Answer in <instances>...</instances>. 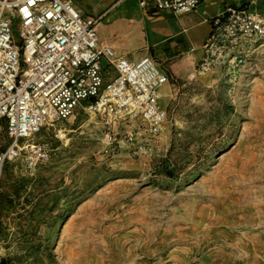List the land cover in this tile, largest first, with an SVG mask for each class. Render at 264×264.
Returning a JSON list of instances; mask_svg holds the SVG:
<instances>
[{"label":"rangeland","instance_id":"rangeland-1","mask_svg":"<svg viewBox=\"0 0 264 264\" xmlns=\"http://www.w3.org/2000/svg\"><path fill=\"white\" fill-rule=\"evenodd\" d=\"M161 63L169 117L148 153L132 125L81 108L4 165L0 263L264 264V47L209 70Z\"/></svg>","mask_w":264,"mask_h":264},{"label":"built area","instance_id":"built-area-1","mask_svg":"<svg viewBox=\"0 0 264 264\" xmlns=\"http://www.w3.org/2000/svg\"><path fill=\"white\" fill-rule=\"evenodd\" d=\"M202 0H141L146 9L176 15L198 10ZM101 17L85 15L70 0H0V150L4 165L21 156L22 143L47 125L74 118L81 108L108 125H132L125 141L148 153L168 121L163 89L170 76L152 56L132 61L101 43ZM200 67L244 61L264 47V14L228 7L212 19ZM15 29V31H14ZM17 31V34H16ZM50 160L45 145L32 147ZM30 166H36L29 158Z\"/></svg>","mask_w":264,"mask_h":264},{"label":"crops","instance_id":"crops-1","mask_svg":"<svg viewBox=\"0 0 264 264\" xmlns=\"http://www.w3.org/2000/svg\"><path fill=\"white\" fill-rule=\"evenodd\" d=\"M70 1L83 14L101 17L97 25L101 43L132 61L149 55L160 63L169 62L174 73L189 70L205 56L212 19L223 15L228 7H247L264 14V0H202L198 10L180 15L146 9L141 0Z\"/></svg>","mask_w":264,"mask_h":264},{"label":"trees","instance_id":"trees-1","mask_svg":"<svg viewBox=\"0 0 264 264\" xmlns=\"http://www.w3.org/2000/svg\"><path fill=\"white\" fill-rule=\"evenodd\" d=\"M166 172H167V176L169 178H174V176H175L174 168H168V169H166ZM10 200H12V198ZM0 264H10V263H9V260L2 259Z\"/></svg>","mask_w":264,"mask_h":264}]
</instances>
